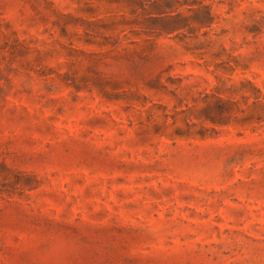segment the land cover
<instances>
[{
  "label": "rangeland",
  "instance_id": "obj_1",
  "mask_svg": "<svg viewBox=\"0 0 264 264\" xmlns=\"http://www.w3.org/2000/svg\"><path fill=\"white\" fill-rule=\"evenodd\" d=\"M0 264H264V0H0Z\"/></svg>",
  "mask_w": 264,
  "mask_h": 264
}]
</instances>
